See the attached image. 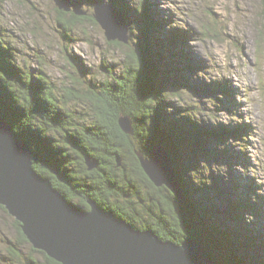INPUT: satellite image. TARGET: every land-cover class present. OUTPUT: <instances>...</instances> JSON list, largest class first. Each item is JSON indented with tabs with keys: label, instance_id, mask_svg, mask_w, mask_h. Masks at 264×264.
I'll use <instances>...</instances> for the list:
<instances>
[{
	"label": "trees",
	"instance_id": "1",
	"mask_svg": "<svg viewBox=\"0 0 264 264\" xmlns=\"http://www.w3.org/2000/svg\"><path fill=\"white\" fill-rule=\"evenodd\" d=\"M108 1L124 14L129 38L135 37L131 38L134 47L129 42L111 41L128 50L119 65L114 62L101 65L105 72L102 78L90 75L86 67L67 53L77 65L73 82L79 84L80 90L58 86L41 68L37 71L29 68L8 31L0 25V115L33 151L36 157L33 167L39 175L58 181L53 170L59 172L63 190L56 188L67 197L84 194L85 200L93 199L137 229L151 230L163 240L179 244L196 238L219 264L250 262L248 256L246 261L237 252L231 237H245L249 245L261 247L256 244V235L245 226L239 227L241 232L237 225L236 229H229L217 222L216 217L223 209L219 211L215 197L207 194L210 189L203 173L205 166L202 167L206 135L244 140L249 125L244 122L226 126L215 118L216 125L205 127L195 114L199 106L186 102L180 93L183 88L190 94L212 95L220 103L217 107L233 111L231 87L225 79L190 85L186 69L195 71L197 65L185 50L189 32L182 27L165 29L166 20L158 15L152 0ZM87 2L91 5L90 0ZM54 10L57 31L66 41L72 40L77 27H85L86 23L98 26L91 13L77 16ZM220 94L224 97H219ZM172 99L186 104L177 106ZM223 99L229 100L228 103ZM121 117L131 122L132 134L120 128ZM158 142L167 148L174 161L184 193L181 203L164 186L152 184L135 154L140 151L148 155ZM226 146L223 142L222 147H214V156L237 158L236 152L230 154ZM239 151H243L242 146ZM86 157L96 160L98 166L88 170ZM53 184L56 185L54 181ZM254 204V199L242 196L229 207L240 223L236 212L242 214L255 208L254 214L260 216ZM0 209L7 213L1 205ZM12 221L18 239L29 248L18 249L8 240L11 247L8 255L0 258L2 262L61 264L33 248L20 223L13 217ZM252 257L257 256L253 253ZM251 263L264 264V256L253 258Z\"/></svg>",
	"mask_w": 264,
	"mask_h": 264
},
{
	"label": "rangeland",
	"instance_id": "2",
	"mask_svg": "<svg viewBox=\"0 0 264 264\" xmlns=\"http://www.w3.org/2000/svg\"><path fill=\"white\" fill-rule=\"evenodd\" d=\"M86 1L83 0L84 8L91 11L92 6ZM152 3L158 15L166 20L167 23H163L165 29L182 27L189 32L185 50L197 65L195 71L186 69L187 75L190 73V85L225 79L233 92L231 100L234 104L230 101L234 105L233 111H228L225 107H217L216 104L220 103L212 95L199 94L198 91L190 94L180 89L186 102L199 106L196 117L205 127L216 125L218 121L226 126L244 122L249 125L244 140L206 135L202 172L210 189L207 194L215 197L219 211L223 209L216 217L217 222L229 229H236V225L244 229L245 226L249 233L256 235V244L261 247L249 245L245 237H231L237 252L245 256L244 260L250 259L244 264H252L253 258L264 256L263 0H152ZM55 8L52 0H0V25L8 31L7 35L29 68L33 71L41 68L58 86H74L80 90L79 84L73 82L77 65L67 53H71L93 77L104 76L102 64L114 62L119 65L123 62L124 52L128 49L107 41L99 25L86 23L85 27L75 28L71 41L63 39L57 31ZM135 32L139 34L138 30ZM131 38L135 37L130 35L129 38L134 47ZM220 96L224 97L223 94ZM223 100L225 103L229 101ZM173 103L177 106L186 104L180 100H173ZM223 142L230 154L236 152L237 158L214 156L213 148L222 147ZM240 146L243 151H239ZM242 196L255 200L254 206L260 216L254 214L255 208L242 211V214L236 212L240 219L238 223L229 206ZM69 200L78 201L76 198ZM238 231L243 230L239 228ZM8 240L18 249L22 247L25 251L29 248L18 239L12 217L0 209V258L8 255L11 247ZM253 253L257 257H252ZM0 264L5 262L0 259Z\"/></svg>",
	"mask_w": 264,
	"mask_h": 264
},
{
	"label": "water",
	"instance_id": "3",
	"mask_svg": "<svg viewBox=\"0 0 264 264\" xmlns=\"http://www.w3.org/2000/svg\"><path fill=\"white\" fill-rule=\"evenodd\" d=\"M58 10L77 16L91 13L107 41L129 42V27L124 14L108 0H52ZM87 2V1H86ZM126 134H132L127 117L119 118ZM140 166L155 187L164 186L183 201L170 152L160 142L148 155L135 152ZM36 159L26 142L20 139L0 115V205L20 223L22 233L33 248L61 264H219L210 250L196 238L176 244L161 239L151 230L137 229L112 210L93 199L82 209L55 189L49 178L39 175ZM120 164L119 158L116 159ZM87 169L98 166L85 159ZM58 179L59 172L53 170Z\"/></svg>",
	"mask_w": 264,
	"mask_h": 264
},
{
	"label": "flooded vegetation",
	"instance_id": "4",
	"mask_svg": "<svg viewBox=\"0 0 264 264\" xmlns=\"http://www.w3.org/2000/svg\"><path fill=\"white\" fill-rule=\"evenodd\" d=\"M51 183L52 185L53 184V181L55 182L56 185H54L55 187H59L61 190H63V188L61 187L62 186V181L60 179H58V181H56L54 178H52L51 180ZM62 193V192H61ZM65 195V194H64ZM67 197V196H66ZM69 199V197H67ZM71 198H76L78 201L77 203H74L75 205L79 206L80 208L82 209H88L89 208V204H88V199H91V198H88L87 200H85V195L84 194H79V195H71L70 196V199ZM70 201V200H69ZM97 203V202H96ZM98 204V203H97ZM101 206V205H100ZM102 207V206H101ZM114 212V211H113ZM115 213V212H114Z\"/></svg>",
	"mask_w": 264,
	"mask_h": 264
},
{
	"label": "bare ground",
	"instance_id": "5",
	"mask_svg": "<svg viewBox=\"0 0 264 264\" xmlns=\"http://www.w3.org/2000/svg\"><path fill=\"white\" fill-rule=\"evenodd\" d=\"M183 52V51H182ZM182 55V54H181ZM132 125V124H131ZM259 156V155H258ZM260 182V181H259Z\"/></svg>",
	"mask_w": 264,
	"mask_h": 264
}]
</instances>
